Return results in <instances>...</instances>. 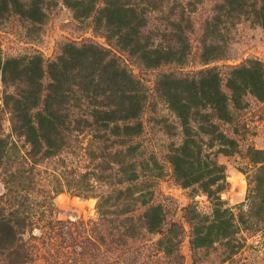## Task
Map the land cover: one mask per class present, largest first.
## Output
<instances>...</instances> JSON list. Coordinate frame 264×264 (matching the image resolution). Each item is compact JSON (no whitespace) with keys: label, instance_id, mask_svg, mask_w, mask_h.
<instances>
[{"label":"rangeland","instance_id":"obj_1","mask_svg":"<svg viewBox=\"0 0 264 264\" xmlns=\"http://www.w3.org/2000/svg\"><path fill=\"white\" fill-rule=\"evenodd\" d=\"M166 2L0 0V199L36 210L26 264H264V0Z\"/></svg>","mask_w":264,"mask_h":264},{"label":"trees","instance_id":"obj_2","mask_svg":"<svg viewBox=\"0 0 264 264\" xmlns=\"http://www.w3.org/2000/svg\"><path fill=\"white\" fill-rule=\"evenodd\" d=\"M166 3V0H147L146 4L152 12H158L162 11L164 4ZM218 94L216 95L217 97ZM222 98L223 103H226V99L224 97ZM213 104L214 103H210V112L208 114L202 115V117L213 118L217 121L229 123L232 116L228 112V108L225 107L222 110V115L216 114L217 107L213 106ZM193 109L195 111L192 113V116H201V112L198 108ZM5 142L6 141L1 138L0 134V152L4 150L6 145ZM183 185H187V183H184ZM9 193H11V190L8 192V194ZM8 196L11 199V195ZM1 200L2 199H0V264H26L31 260L32 252L28 242L25 239V235L28 232L32 233L35 228H38L36 226L37 222H34V219L36 220V210H34L33 207H25L26 199L24 197H21L17 204H15V202H9L10 200H6L4 202ZM100 226H104V223L101 222ZM105 232H107V229ZM113 236V233H107V237L111 238ZM105 241L106 242L101 245L103 246L106 253L118 246L114 240L106 239ZM112 259L113 258L111 257L105 256L101 264H116V261Z\"/></svg>","mask_w":264,"mask_h":264}]
</instances>
